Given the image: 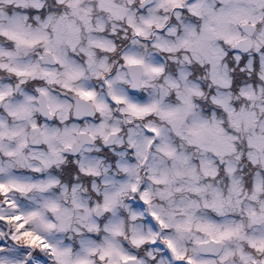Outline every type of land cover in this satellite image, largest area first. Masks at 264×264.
Returning a JSON list of instances; mask_svg holds the SVG:
<instances>
[{
    "label": "snow or ice",
    "instance_id": "obj_1",
    "mask_svg": "<svg viewBox=\"0 0 264 264\" xmlns=\"http://www.w3.org/2000/svg\"><path fill=\"white\" fill-rule=\"evenodd\" d=\"M0 264H264V0H0Z\"/></svg>",
    "mask_w": 264,
    "mask_h": 264
}]
</instances>
